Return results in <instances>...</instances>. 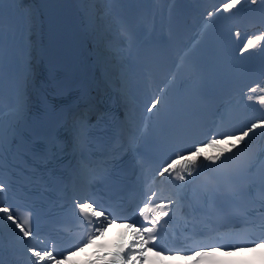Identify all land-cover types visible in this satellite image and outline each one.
Returning <instances> with one entry per match:
<instances>
[{
	"label": "snow or ice",
	"instance_id": "snow-or-ice-1",
	"mask_svg": "<svg viewBox=\"0 0 264 264\" xmlns=\"http://www.w3.org/2000/svg\"><path fill=\"white\" fill-rule=\"evenodd\" d=\"M77 5L88 74L45 66L33 41L55 0H0V264H63L117 223L131 236L105 264L264 249V0H218L202 31L220 34L155 89L172 6Z\"/></svg>",
	"mask_w": 264,
	"mask_h": 264
},
{
	"label": "bare ground",
	"instance_id": "bare-ground-1",
	"mask_svg": "<svg viewBox=\"0 0 264 264\" xmlns=\"http://www.w3.org/2000/svg\"><path fill=\"white\" fill-rule=\"evenodd\" d=\"M198 10L200 11V21H201V25L202 24H204L205 23V21H206V17H207V11H212L213 9H212V7L211 6H199L198 7ZM207 10V11H206ZM19 13V12H18ZM208 18V17H207ZM198 31H199V29H198ZM197 31V32H198ZM195 35H197V33L195 34ZM37 37H38V33L37 34H34L33 35V41L35 42L36 40H37ZM193 37V35H191V33H189V38H192ZM77 47V46H76ZM87 50H89V47L87 48ZM49 54V53H48ZM82 55V53H78L77 54V58L79 59V62H78V70H79V72L81 73V74H88L89 73V71H90V63H89V59L88 58H85V57H83V56H81ZM94 59V58H93ZM47 60V59H46ZM76 69V68H75ZM118 225L121 227V228H123V229H126V230H128L127 229V226H126V224L125 223H118ZM112 226V225H111ZM111 226H109V228L111 227ZM138 226V225H137ZM74 227H71V228H69V229H73ZM108 228V229H109ZM127 237H130L131 236V231H128L127 232ZM106 236H108V233H107V231H106V233L103 235V236H99V237H97V239L98 240H102V239H104ZM34 243H38L37 244V247H41L42 245L41 244H39V242H35L34 241ZM177 246H179V245H177Z\"/></svg>",
	"mask_w": 264,
	"mask_h": 264
}]
</instances>
